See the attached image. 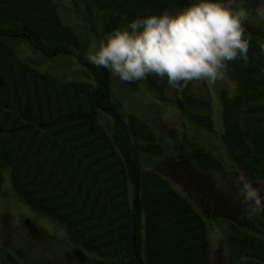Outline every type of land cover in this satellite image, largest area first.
<instances>
[{"label": "trees", "instance_id": "trees-1", "mask_svg": "<svg viewBox=\"0 0 264 264\" xmlns=\"http://www.w3.org/2000/svg\"><path fill=\"white\" fill-rule=\"evenodd\" d=\"M61 1L0 0V193L2 172L8 169L16 196L61 224L75 244L97 255V264H212L205 216L213 217L222 206L236 219L242 210L233 187L225 193L208 182L225 172L224 162L187 137L180 142L158 137L148 122L125 112L114 97L111 73L89 63V42L63 23ZM70 1L90 31L102 29V39L132 19L182 10L193 2ZM245 39L248 61L228 65L236 91L220 93L223 140L236 168L260 185L264 48L257 38ZM23 41L47 57L72 56L87 67L92 81L35 70L17 55L14 45ZM124 84L136 91L146 85L160 100L171 87L158 76ZM185 86L176 90L175 103L189 123L212 131L214 122L206 115L210 102ZM103 118H112L110 130ZM155 160L163 162L160 170L152 168ZM174 182L191 189L201 210ZM238 224L230 223L224 239L229 264H264V219H249L252 233ZM0 264L22 263L0 247Z\"/></svg>", "mask_w": 264, "mask_h": 264}, {"label": "rangeland", "instance_id": "rangeland-1", "mask_svg": "<svg viewBox=\"0 0 264 264\" xmlns=\"http://www.w3.org/2000/svg\"><path fill=\"white\" fill-rule=\"evenodd\" d=\"M248 5L250 8L255 7L252 0H248ZM59 10L63 23L70 25L81 40L89 42L87 57L90 49L99 46L102 39V29L99 28L96 32L90 31V26L87 25L84 18H81L73 10L70 0H62ZM244 27L245 36L259 39L264 48V21L254 18L247 22ZM14 47L20 59L41 73L50 74L62 80L70 78L80 82L92 81V76L87 67L72 56L61 54L56 57H47L24 41L16 43ZM111 78L114 97L123 106L125 112L137 115L148 122L158 137L166 135L168 139L175 142H180L187 137V139L203 145L226 166L224 173H216L210 179L208 178L209 184L225 193H230L229 187H233L236 192L233 180L237 175L242 174L236 168L224 144L223 106L220 97V93L224 89L227 90L229 96H232L236 91L237 84L230 77L228 67L224 78L214 84L207 81L185 82V88H188L190 93L197 98H204L210 102V109L206 115L210 116L214 122L212 131L201 129L185 119L179 106L175 103L178 99L176 88H167L165 95L160 100L146 85H142L136 91L112 74ZM103 120L105 126L110 130L113 127L112 118H103ZM162 167L163 162L160 160H155L152 166L154 170H160ZM2 175L0 247L3 250L14 255L22 264H97V255L87 253L76 246L63 226L35 213L27 204L19 200L14 193L11 174L8 169L3 170ZM172 184L179 193L192 201L197 210H201L191 198L189 187H183L181 183L176 182ZM196 194L199 195L198 190H196ZM206 195L207 193H204V196ZM229 211L221 206L213 214V217L217 216L218 219L205 216L211 242L212 264H229V252L224 244V239L230 223L236 220L240 223L238 225L241 228L252 233L249 229V219L242 217V210L237 211L240 215L236 219L230 217ZM257 217L264 219V216Z\"/></svg>", "mask_w": 264, "mask_h": 264}, {"label": "clouds", "instance_id": "clouds-1", "mask_svg": "<svg viewBox=\"0 0 264 264\" xmlns=\"http://www.w3.org/2000/svg\"><path fill=\"white\" fill-rule=\"evenodd\" d=\"M252 2L254 8L248 0H193L182 10L137 17L106 33L86 58L124 82L158 76L177 90L189 81L214 84L224 78L229 62L248 61L244 25L254 18L264 21V0ZM233 184L247 218L264 216V184L243 175Z\"/></svg>", "mask_w": 264, "mask_h": 264}]
</instances>
